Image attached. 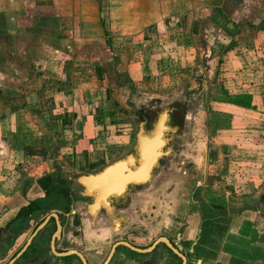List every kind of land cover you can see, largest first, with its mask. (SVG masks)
<instances>
[{"label": "crops", "instance_id": "crops-1", "mask_svg": "<svg viewBox=\"0 0 264 264\" xmlns=\"http://www.w3.org/2000/svg\"><path fill=\"white\" fill-rule=\"evenodd\" d=\"M155 1L0 0V65L9 64V67L4 66L0 70V84H6L9 76L15 78L10 89L0 88V96L5 104L0 108V159L7 160L8 164L16 162L23 167L31 161L41 162L42 165L33 173H22L27 180L21 192L24 197H44V193L53 186L52 173L55 169L60 172L59 181L78 187L73 181L76 176L97 172L127 154L129 138L110 133L112 126H109L111 123L104 111L105 105L101 102L98 113L91 110L93 105L88 101L93 92L87 86H83L80 91L72 85L77 82L73 77H77L74 63L84 60L86 50L90 51L98 44L96 36L99 25H145V21L149 22L145 15L151 10H146V7ZM99 10L102 19L98 18ZM22 21H30L31 24L34 21L36 25H18ZM55 25L59 29L58 36H52V27ZM242 34L244 40L248 39L245 43H239L246 47L247 57L241 59L244 69L241 67V72L222 74L227 79L221 80L220 89H217L218 93L211 102L215 106L212 114L215 118L211 120L214 121V127L219 126L217 132L220 136L223 132L232 131L233 141L239 139L235 136L238 133L252 139L253 145H258L251 148L257 150L260 160V157L264 159V81L260 80L264 75V50L259 45L264 41L260 40L257 33L251 36L252 33L243 31ZM248 42L253 46L247 45ZM235 48L233 46L225 52L222 60L227 61L224 59L227 54L237 58L233 52ZM67 57L70 59L68 64L65 62ZM7 68L10 73L8 76L5 73ZM239 78L248 81H238ZM227 84L230 89L225 86ZM242 96L250 98L248 108L226 102L240 101ZM258 110H262V113L259 112L262 118H255V123L262 125V128L257 130V135L233 130L237 125V117H247L250 115L245 113ZM250 129L247 127L246 130ZM180 140L186 147L189 137L181 136ZM258 140L263 142L259 144ZM184 145L179 150L181 164H185V169L181 170L184 178L178 181L165 179L163 174L171 167L160 166L150 188L131 195L129 207L113 209L111 213L105 214L106 217L109 220L115 218L118 225L127 226L132 232L138 233L128 238L138 247H146L157 236L166 235L171 243H177L175 248L186 258V264H264V247L253 248L255 240H246L256 231L257 222L261 223V231H264V182L263 189L255 193L256 180L251 178V175L258 173V169H264V162L258 161L253 168L244 169L243 173L240 171V179L236 178L237 174H234V180L231 176H224L228 183L224 180L223 186L245 189L246 195L231 199L226 192L216 195L214 191L206 189L204 177L212 164L204 165L206 154L188 152ZM225 146L221 147L222 150L214 151L222 157L226 156L222 163L228 156V162L231 159L242 160L244 157L238 154L247 151L245 147L240 149L238 144ZM12 158L18 161L10 162ZM213 160V166L217 168L215 164L218 156ZM168 162L171 164L170 159ZM6 165L1 162L0 175L1 168ZM13 168L11 175H16ZM229 170L228 166L225 172ZM0 182V185H9V189L14 184L17 186L3 176H0ZM198 188H204L207 193L203 190L205 196L200 199L201 205L207 209V214L201 219L199 204L192 197ZM252 192L255 196L260 194V197H250ZM155 195H161V198L157 200ZM16 198L13 195L9 199ZM134 199L140 201L138 206L133 203ZM188 205L197 208L196 211H190ZM102 214L97 212L91 218L92 222H100L98 220ZM206 236L214 240L217 237L219 241L208 240ZM89 237L88 240L99 248L105 247L106 242L108 244L104 232ZM165 248L159 244L156 246L153 253L157 259L166 256ZM166 264H176V261L169 260Z\"/></svg>", "mask_w": 264, "mask_h": 264}, {"label": "rangeland", "instance_id": "rangeland-1", "mask_svg": "<svg viewBox=\"0 0 264 264\" xmlns=\"http://www.w3.org/2000/svg\"><path fill=\"white\" fill-rule=\"evenodd\" d=\"M149 4L151 6L146 7V10L149 8L151 10H148L145 15L149 22L145 21V25H99L100 30L96 36L98 44H95L90 51L86 50L84 60L74 63L77 77H73H75L74 80L77 79V82H73L72 85L80 91L83 86H87L88 90L93 92L89 94L90 101H88L93 105L91 110L94 109L98 113L100 105L102 103L105 105L104 111L110 120L109 126H112L110 133L123 136L124 139L129 138V150L134 143L138 123L143 118L151 119L159 110L166 108L181 110L183 114L181 134L184 138L189 137V141L186 147L180 141V147L184 145L185 150L193 151L196 155L206 154L204 165L212 164L206 170L204 177L206 189L214 191L216 195L226 192L231 199L246 195L245 189L237 186H229L231 187L229 188L223 184L228 183L227 176H231L233 180L240 179L238 175L240 171L243 173L244 169H251L258 161L264 162V159L260 157L259 160L260 154L256 149L251 148L258 144L253 145L252 139L243 137L241 133L235 135L239 137L235 141L232 139V131L218 135L219 126L212 125L214 121L211 119L215 118L212 115L215 112V106H212L211 102L218 93L217 89L221 85V80L227 79L222 74L241 72L244 69L241 59L247 57L246 47L239 43L242 41L245 43L248 39L244 40L243 31L252 33L251 36L257 33L260 40L264 41V0H157ZM103 11L105 12V9ZM98 18L102 19L100 10ZM33 22L31 24L30 21L27 23L22 21L18 25H36ZM52 34V36H58L57 25L52 27ZM247 45L253 46L249 42ZM233 46H236L233 52L238 59L227 54L224 56V59H227L225 62L222 57ZM259 48L264 50V42L260 43ZM89 53H92V57ZM65 62L67 64L70 62L69 57ZM245 64H248L247 61ZM4 66L9 67V64L0 65V70H3ZM5 73L6 76L10 74L9 68ZM242 79L248 81L246 78H239L238 81ZM260 80L264 81V75ZM14 82L15 78L9 76L6 78V84H3L4 86L0 84V88L10 89V84ZM225 86L230 89L228 84ZM3 105L5 104L0 96V108ZM259 112L260 110L255 113L247 112L245 115L250 116L237 117L235 122L237 125L233 127V130H243L246 135L248 133L257 135V130L262 128V125L255 123V118H262L260 115L262 110ZM247 127H251L250 131L246 130ZM257 142L260 144L263 141L258 140ZM235 144H238L239 148H246V152L238 154L244 158L239 161L231 159L228 162V156L222 163V159L226 156L222 157L214 151L222 150L223 145ZM217 156L216 168L213 166V158L216 159ZM15 160L18 161L12 158L10 162ZM0 161L5 165L8 164L3 158ZM181 161L182 156H179L178 162L170 164V170H164L165 179L178 181L184 178L180 170L185 169V164L182 165ZM223 164L224 167H222ZM14 165L17 167L13 168ZM40 165L41 162L31 161L23 167L16 162H11L1 168L2 175L0 176L17 184V186H14L15 184L11 186L10 189L9 185L3 184L4 182L0 185V201L3 203L1 205H9L14 200L9 199L10 197L15 195L18 198L23 193L22 190L27 180L22 173L29 171L33 173L35 169L41 168ZM228 166L230 170L225 172ZM12 168L16 175H11ZM59 174L58 169L52 173L54 179L51 189L53 188L54 194H60L64 190L71 197L78 198L79 187L72 183L59 181ZM234 174H237L236 178ZM251 178L256 180L253 191L260 192L263 189L264 169H258V173L251 175ZM203 190L198 188L192 194L193 200L199 204L200 211L197 210V212L200 219L207 214V209L200 203V199L205 196ZM51 194L52 192L48 195ZM160 196L155 195L154 198L157 197L158 200ZM250 197L258 199L260 194L255 196L252 192ZM188 207L190 211L197 209L189 205ZM258 208L262 213L261 208L259 206ZM189 215L190 213L187 217ZM259 223H256V231L246 238V240H255L253 248L256 249L264 247V241H261L264 240V231H261L262 225ZM252 228L254 229L255 225ZM118 237L113 235L112 240ZM207 239L214 240L211 237ZM214 241L218 242L219 239L216 237ZM213 254L211 255L214 256ZM212 256L210 258H213Z\"/></svg>", "mask_w": 264, "mask_h": 264}, {"label": "flooded vegetation", "instance_id": "flooded-vegetation-1", "mask_svg": "<svg viewBox=\"0 0 264 264\" xmlns=\"http://www.w3.org/2000/svg\"><path fill=\"white\" fill-rule=\"evenodd\" d=\"M179 111L181 110L173 108L172 115L181 121L179 122L181 125L183 114ZM181 136L183 137L182 134ZM180 137L175 138L174 141V153L177 151L178 154L181 148ZM178 154H175L173 163L179 161L180 154ZM165 165L170 164L165 163L162 166ZM180 173L183 175L181 170ZM143 191L145 192L146 189L142 187L131 189L127 199L117 203L113 209L129 207L130 196ZM65 192L62 190L60 194L52 195L54 194L52 191L51 197L48 193L47 196L35 199L20 194L9 205L0 204V264H104L111 246L117 242H127L135 248L145 249L159 237L166 236L164 234L157 236L146 247L133 245L128 238L138 233L132 232L127 226L118 225L119 222L115 218L109 220L105 213L98 220L100 222H92L85 209L90 199L81 197L78 192V198L66 195ZM79 192H81L80 188ZM133 203L138 206L140 201L134 199ZM101 232H104L108 241L103 248L97 247L94 242L88 240L89 236H96ZM113 235L119 237L112 240ZM167 240L171 243L170 239ZM171 245L175 248L177 243L176 245L171 243ZM156 246L146 254H138L118 246L106 264H128L129 262L166 264L169 260L182 264L168 247L165 248L166 256L157 259L153 253ZM184 264H186V258Z\"/></svg>", "mask_w": 264, "mask_h": 264}, {"label": "water", "instance_id": "water-1", "mask_svg": "<svg viewBox=\"0 0 264 264\" xmlns=\"http://www.w3.org/2000/svg\"><path fill=\"white\" fill-rule=\"evenodd\" d=\"M172 112V107L166 108L159 110L151 119L143 118L138 123L134 143L125 156L97 172L74 179V183L81 189L79 195L90 199V203L85 206L89 217H95L97 212L111 213L117 203L127 199L131 189L150 188L156 180L159 167L169 163V159L171 163L174 162V156L178 154L177 151L174 153V141L181 135L182 124ZM160 243L168 247L184 264L183 254L166 237H159L145 249L135 248L127 242H117L111 246L104 264L118 246L138 254H146Z\"/></svg>", "mask_w": 264, "mask_h": 264}, {"label": "trees", "instance_id": "trees-1", "mask_svg": "<svg viewBox=\"0 0 264 264\" xmlns=\"http://www.w3.org/2000/svg\"><path fill=\"white\" fill-rule=\"evenodd\" d=\"M226 102L232 103V104L237 105V106H240V107H247L248 108L249 107L250 98L247 97V96H242L240 98V101L239 100H228ZM52 191H54L53 188L52 189L50 188L48 191H46L44 193V196H47V194L50 193V192H52ZM66 195H67V193H66Z\"/></svg>", "mask_w": 264, "mask_h": 264}, {"label": "built area", "instance_id": "built-area-1", "mask_svg": "<svg viewBox=\"0 0 264 264\" xmlns=\"http://www.w3.org/2000/svg\"><path fill=\"white\" fill-rule=\"evenodd\" d=\"M173 244L176 245V242L174 241Z\"/></svg>", "mask_w": 264, "mask_h": 264}]
</instances>
